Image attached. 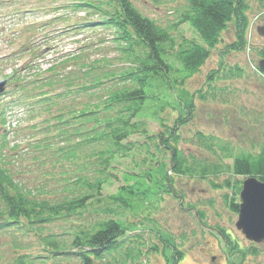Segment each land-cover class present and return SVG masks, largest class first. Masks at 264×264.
<instances>
[{"label": "trees", "instance_id": "obj_1", "mask_svg": "<svg viewBox=\"0 0 264 264\" xmlns=\"http://www.w3.org/2000/svg\"><path fill=\"white\" fill-rule=\"evenodd\" d=\"M75 1V9H90L98 15L95 27L115 31L113 41L128 67L113 72L106 70L108 66H89L73 74V67L63 61L62 66H51L45 78L22 85L19 91L27 94L21 104L48 113L52 121H44V130L38 131L44 138L30 144L32 160L41 164L36 154H46L56 166L63 161H79L81 166L96 161L100 168L92 175L81 174L71 186H61L60 197L46 198L40 194L43 190L36 192L38 196L25 191L21 176L11 170L0 150V235L11 236L16 252L13 264H147L152 254H161L165 264H180L184 252L175 238L157 231L161 246L152 243L155 238L148 240L144 234L150 226L156 227V222L151 213L139 214L153 201L163 200L164 194L177 198L176 177L203 179L210 172L220 173L216 165L203 164L197 153L232 160L228 168L236 177L264 182V148L255 155L235 150L234 156V148L215 136L197 131L189 138L182 133L195 120L197 100L205 102L221 95L216 82L244 76V69L228 67L225 58L250 49V3L187 0L174 26L190 25L202 43L184 38L176 44L170 29L144 16L131 0ZM257 1L264 7V0ZM231 27L235 41L221 52L219 69L209 74L207 89L192 94L187 82L201 72ZM257 55L264 59V48ZM172 58L182 65L186 76L173 75L167 62ZM72 59L78 58L68 60ZM170 109L173 113L168 114ZM148 121L157 123L156 133L151 132ZM186 144L197 152L184 148ZM141 152L146 154L142 163ZM124 160L133 164L130 171L114 173ZM118 175H124L126 185L105 195V186ZM230 205L239 212L234 199ZM94 214L97 217L90 223L73 221ZM127 214L142 220L130 221ZM35 244L38 248L34 251L40 249L37 255L27 251ZM240 252L243 263L247 254Z\"/></svg>", "mask_w": 264, "mask_h": 264}, {"label": "rangeland", "instance_id": "obj_2", "mask_svg": "<svg viewBox=\"0 0 264 264\" xmlns=\"http://www.w3.org/2000/svg\"><path fill=\"white\" fill-rule=\"evenodd\" d=\"M131 1L144 16L170 29L176 44L181 43L184 38L202 43L190 25L174 26L179 22L187 0ZM248 1L251 6L248 31L250 49L229 53L225 58L228 67L239 66L244 69V76L216 82V91L221 95L212 100L208 98L205 102L197 100L195 120L182 132L183 136L189 138L197 131L215 136L234 148V156L235 150L255 155L264 148V76L256 71L260 60L258 51L264 48V38L257 32L259 27L264 26V7L257 0ZM75 2L0 0V82L8 81L7 95L0 98V112H3L2 119L0 118V150L11 163V170L21 176L20 181L25 191H32L37 196L41 194L46 198L60 197L62 194L59 191L64 184L71 186L81 174L92 175L91 173L97 172L100 167L96 161H93V164L84 162L87 166H81L82 162L79 161H63L56 166L47 159L46 154H36L41 164L32 160L34 153L30 144L44 138L38 131L44 130V121H52L48 113L44 114L34 110L33 106L21 104L27 97L24 91H19L22 85L45 78L51 65L56 67L63 61L62 64L73 67V74H78L76 69L89 66H108L106 70L113 72L124 68L125 65L128 67L127 60L113 41L115 31L104 27L94 28V22L98 24L99 21L98 15L90 9L76 12L72 7ZM89 23L94 24V27H88ZM222 36L224 42L212 51L201 72L187 82L186 88L192 94L207 89L209 74L220 67L223 59L221 52L226 45L235 41L232 27ZM72 56L78 59L68 60ZM167 62L176 78L186 76L182 65L174 58L167 59ZM58 70L61 72L63 68ZM12 78L14 80H11ZM170 111L168 114L173 113V110ZM148 124L152 133L158 131L157 123L148 121ZM138 140L140 138L135 139ZM2 141L5 143L2 144ZM183 147L197 152L191 144ZM144 156L146 154L141 152V163ZM197 156L203 164H208L206 166L216 165L220 173L210 172L209 176L203 179L176 177L177 198L164 194L163 200L153 201L139 214L142 217L151 213V218L156 222V227L150 226L144 235L148 240L155 238L152 243L160 246L157 231L172 235L180 250L184 252L180 264H264V243L256 244L245 238L236 227L239 215L230 205L233 199L236 204L241 203V191L237 192L242 189L246 178L236 177L228 168L232 160H222L207 152L197 153ZM132 167L130 160H124L117 165L118 169L114 173L129 172ZM123 176L111 178L112 183L110 181V184L105 186L104 194H115L119 187L126 185ZM227 182L230 186H227ZM38 190H43L46 194H37ZM96 217L95 214L87 215L83 219L75 218L73 221L85 224ZM125 217L130 221L142 220L130 214ZM151 229H155V232ZM31 246L27 247V251L37 255L40 249L34 251L38 246ZM240 251L247 254L243 263L239 261ZM254 251L257 252L256 256H252ZM15 254L11 246V236L0 235V263L13 264L12 256ZM146 262L165 264L161 254L150 255Z\"/></svg>", "mask_w": 264, "mask_h": 264}, {"label": "water", "instance_id": "obj_3", "mask_svg": "<svg viewBox=\"0 0 264 264\" xmlns=\"http://www.w3.org/2000/svg\"><path fill=\"white\" fill-rule=\"evenodd\" d=\"M264 38V26L257 29ZM259 69L264 72V59L258 62ZM6 82L0 83V93L4 92ZM239 219L237 229L245 238L253 243H264V182L256 178H248L243 182L240 193Z\"/></svg>", "mask_w": 264, "mask_h": 264}]
</instances>
